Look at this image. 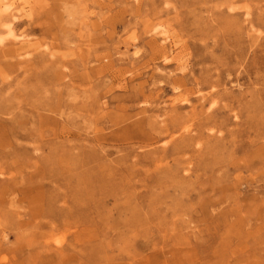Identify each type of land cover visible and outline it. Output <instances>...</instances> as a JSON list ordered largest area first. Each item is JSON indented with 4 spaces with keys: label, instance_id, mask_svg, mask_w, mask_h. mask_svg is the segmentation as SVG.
<instances>
[{
    "label": "rangeland",
    "instance_id": "obj_1",
    "mask_svg": "<svg viewBox=\"0 0 264 264\" xmlns=\"http://www.w3.org/2000/svg\"><path fill=\"white\" fill-rule=\"evenodd\" d=\"M19 1L0 264H264V0Z\"/></svg>",
    "mask_w": 264,
    "mask_h": 264
},
{
    "label": "bare ground",
    "instance_id": "obj_2",
    "mask_svg": "<svg viewBox=\"0 0 264 264\" xmlns=\"http://www.w3.org/2000/svg\"><path fill=\"white\" fill-rule=\"evenodd\" d=\"M26 4H27V1H23V2L21 1V3H20L19 0H0V8H2V12H6V13L10 14L11 16H15L16 15L15 12L19 10L18 9V6L22 5L23 7H25ZM247 13H250V12L247 11ZM250 23H252V21H250ZM7 27H8L9 33L11 35H14V37H16V34L14 33V30H13L12 26L10 25V26H7ZM178 97H179L178 99L180 101H188L189 100V98L185 97L182 92L180 94H178ZM230 103H231V101H230ZM1 108L2 107H0V112L2 113V115H4V114H11V112H9L8 110H1ZM212 117H213V114H209V115H207L205 117V120L209 123V121H211V118ZM143 121H144L143 118H139V119L134 120L132 124L135 125L137 128H140L142 126ZM179 123H180L179 120H175L171 126L162 127V131L161 132L162 133H166L168 135H171L174 138V136H173L172 133H174L175 131L178 130V128L180 127L179 126ZM217 123H218V126L219 127H222L223 122H221L219 120ZM7 132L8 131L6 130L5 126L2 124V122H0V145H2L1 144V141H4L2 139V137L5 136V135H7ZM25 135L28 136L26 133H25ZM20 136H22V135H20ZM196 138H197V135H195V136H189V140L188 141L187 140H182L183 138L180 139V140H182L186 145H188L189 142H191L192 140H194ZM217 138H219V140L223 139L222 136H219ZM20 190L25 191L28 194H29V190H30L31 194H33V196H36L38 198H40V197L43 196L42 189H40V191L37 190V189H35L33 191L31 188L27 187L26 185H22V186H20ZM58 197H59V195H57V196H55L53 198H50V199H52L51 204H56L54 202V200L58 199ZM46 201L50 202L48 199H45V201L40 202L37 205V207H36L37 210L34 212V214H38L39 216H43L47 211L50 212V210H52L51 208H52L53 205L50 208H48V210H46L44 208V204H46ZM63 208H65V207H63ZM59 209L63 210L62 208H59ZM74 220H76V218H74ZM27 223H28V221L27 222L20 223V226H23V225H25Z\"/></svg>",
    "mask_w": 264,
    "mask_h": 264
}]
</instances>
